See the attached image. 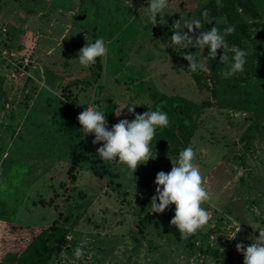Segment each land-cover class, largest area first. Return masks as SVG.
<instances>
[{
  "label": "rangeland",
  "instance_id": "1",
  "mask_svg": "<svg viewBox=\"0 0 264 264\" xmlns=\"http://www.w3.org/2000/svg\"><path fill=\"white\" fill-rule=\"evenodd\" d=\"M148 0H0V264H30L31 237L57 223L67 230L46 264H68L82 245L77 264H243L236 244L248 246L264 230V0H234L247 24L230 23L221 0H168L157 24ZM207 10L205 18L202 13ZM199 19L247 52L244 71L225 76L218 50L207 73H191L184 54L198 60L209 49L173 45V23ZM211 21V23H209ZM184 32H188L185 28ZM103 38L108 55L88 68L78 52ZM70 101L80 114L96 104L108 127L154 107L179 104L182 122L151 142L154 159L131 173L126 165L97 155L94 134L80 131L73 148ZM149 108V109H148ZM191 145L206 186L214 193L209 224L182 239L170 224L175 205L152 213L160 171H171L179 152ZM94 159H76L74 154ZM159 201H157L158 203ZM147 214L152 221H147ZM145 218V219H144ZM241 224V231L229 240ZM157 222L158 225H155ZM166 228V230H164Z\"/></svg>",
  "mask_w": 264,
  "mask_h": 264
},
{
  "label": "clouds",
  "instance_id": "2",
  "mask_svg": "<svg viewBox=\"0 0 264 264\" xmlns=\"http://www.w3.org/2000/svg\"><path fill=\"white\" fill-rule=\"evenodd\" d=\"M168 7V0H148L147 15L152 24H157V16H161ZM202 15L207 18L208 12L205 10ZM211 23V21H209ZM187 28L188 32H184ZM204 28V24L199 19L184 22V29L181 30L180 20L173 23V34L171 41L173 45L187 49L189 46L197 49H209L207 57L197 59L192 53L184 54L183 58L188 61V70L191 73L210 71L206 64L207 58L215 59L218 50L223 49L220 55L221 64L227 65L225 76H232L243 72L246 64L247 52L237 46H233L234 53L229 61L228 43L226 36L235 32V26L224 28L223 32L216 26L210 30L200 31L195 35L196 30ZM79 64L88 68L95 64L97 58L108 55V47L103 38H97L92 43H86L78 52ZM137 105H128L122 109H117L115 115L120 117L123 109L127 107L129 114L134 115V119H120L118 122L108 127V120L105 112L99 105L87 106L77 119L81 125L80 131L84 136L94 134L92 143L101 144L97 149V155L105 162L126 165L130 172H136L138 165L147 164L150 159H154L151 151L157 128L164 129L169 126V117L166 112L159 109H149L138 114L135 113ZM197 153L189 145L179 152L178 159L172 162L171 171L165 173L160 171L155 177V194L151 197L152 213H163L170 205H175V214L170 224L179 231L182 239H188L203 230L212 219V213L205 208L212 203L214 193L206 186V181L201 173L196 161ZM157 201H159L157 203ZM237 225L236 231L228 237L234 239L241 231V224L233 221ZM236 251L242 253L243 264H264V230H259V236L252 238V243L245 246L243 243L236 244ZM85 255L82 245H77L73 250V257L69 259L65 251H61L60 256L68 264H77Z\"/></svg>",
  "mask_w": 264,
  "mask_h": 264
},
{
  "label": "trees",
  "instance_id": "3",
  "mask_svg": "<svg viewBox=\"0 0 264 264\" xmlns=\"http://www.w3.org/2000/svg\"><path fill=\"white\" fill-rule=\"evenodd\" d=\"M233 1L234 0H221V8L224 14L226 15L227 20L236 25L237 27L242 28L245 30L247 28V24L242 20V17L239 16V14L234 10L233 7ZM100 70H101V62L100 59L97 58L96 60V72L95 77L98 78L100 76ZM1 95V92H0ZM157 108L154 107L153 110H156ZM161 111L166 112L169 117V126L164 129L157 128L156 132H160L163 135H165L168 130H170L171 125L174 124L176 121L174 119H177L178 121L182 122L181 118H179V112L183 111L186 112L187 109L182 107L179 104H172L171 106H161L159 108ZM65 111L67 112L69 116V130L73 139V148L76 146V138L78 135V129H79V122H78V111L75 108V106L70 102L67 101L65 103ZM81 158L83 160H90L91 162H94L95 160L92 159L89 156H86L79 152L78 154H74L72 164L69 168V177L71 179L74 178V174L72 172L74 168V163L76 162V159ZM1 207H3L4 203L0 202ZM147 221H152L151 215L147 214L145 217ZM144 218V219H145ZM155 225H158L157 222H154ZM166 230V228L164 229ZM67 236V230L64 226L59 225L57 223L51 224L47 227H44L40 229L38 232H36L29 242L28 250L30 252L31 262L30 264H46L47 261L50 259L52 253L55 251L56 247L60 244H63L66 241Z\"/></svg>",
  "mask_w": 264,
  "mask_h": 264
}]
</instances>
